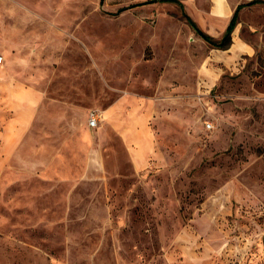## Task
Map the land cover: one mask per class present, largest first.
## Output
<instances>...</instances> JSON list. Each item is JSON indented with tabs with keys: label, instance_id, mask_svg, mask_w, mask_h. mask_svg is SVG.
I'll list each match as a JSON object with an SVG mask.
<instances>
[{
	"label": "rangeland",
	"instance_id": "374dc122",
	"mask_svg": "<svg viewBox=\"0 0 264 264\" xmlns=\"http://www.w3.org/2000/svg\"><path fill=\"white\" fill-rule=\"evenodd\" d=\"M151 1L0 0V264H264V5Z\"/></svg>",
	"mask_w": 264,
	"mask_h": 264
},
{
	"label": "crops",
	"instance_id": "0c3cea01",
	"mask_svg": "<svg viewBox=\"0 0 264 264\" xmlns=\"http://www.w3.org/2000/svg\"><path fill=\"white\" fill-rule=\"evenodd\" d=\"M181 1V0H180ZM251 0H248L246 2H241V1H238V2H234V3H229L227 0H216V4H215V10H216V19H218L220 22H227V26L230 22V19L231 17L233 16L236 8L238 7L239 4L241 3H247ZM182 2V1H181ZM182 4H184L182 2ZM225 5L227 7V9L229 10V14H228V18L225 19V20H221L219 18V15L222 13V5ZM257 4H262V3H257ZM255 5V4H253ZM184 6V5H183ZM248 6H251V5H248ZM248 6H245V7H248ZM243 7V8H245ZM242 8V9H243ZM241 9V10H242ZM240 10V11H241ZM240 13V12H239ZM189 15V14H188ZM190 16V15H189ZM192 18V17H191ZM193 19V18H192ZM194 20V19H193ZM195 21V20H194ZM197 24V23H196ZM198 25V24H197ZM199 26V25H198ZM226 26V28H227ZM201 28V27H200ZM226 28H225V31H226ZM202 29V28H201ZM203 30V29H202ZM234 31V30H233ZM206 33V32H205ZM225 33V32H224ZM208 34V33H207ZM210 35V34H209ZM212 36V35H211ZM213 37V36H212ZM23 93H24V89L22 90ZM115 118V117H114ZM114 122H118V120L115 118ZM121 127V126H120ZM129 127V130L126 129L124 131H121L120 133L123 134V136L125 137L124 139H126V141L128 143L133 142L136 143L138 142V145H139V150L137 151V155L138 156H141L144 158V155L147 154L149 152V150L151 149V145L153 143V140L151 139V133L148 131V129H146L143 125L139 124L138 122L134 123V124H131ZM122 129V127H121ZM120 129V130H121ZM128 130V132H127ZM127 132V133H126ZM142 158V159H143ZM138 162H140V160H138ZM137 162V163H138ZM138 165H141L140 163H138Z\"/></svg>",
	"mask_w": 264,
	"mask_h": 264
},
{
	"label": "trees",
	"instance_id": "16d2710c",
	"mask_svg": "<svg viewBox=\"0 0 264 264\" xmlns=\"http://www.w3.org/2000/svg\"><path fill=\"white\" fill-rule=\"evenodd\" d=\"M151 2H173V3H177L180 6V8L182 9L184 17H185L187 23L192 27V29L197 34H199L206 42H208L209 44L213 45L214 47H218V48H226L231 43V33L233 32V30L235 29V27L238 23L239 12L243 7L248 6V5L257 4V3H262L264 5V0H251L247 3L239 4L235 10L233 16L230 19V22L226 28L225 33H224V37L221 40H216L211 35L205 33L196 24V22L191 18V16H189L186 13V11L184 10V6L180 0H152Z\"/></svg>",
	"mask_w": 264,
	"mask_h": 264
},
{
	"label": "built area",
	"instance_id": "2783aa9c",
	"mask_svg": "<svg viewBox=\"0 0 264 264\" xmlns=\"http://www.w3.org/2000/svg\"><path fill=\"white\" fill-rule=\"evenodd\" d=\"M3 60V57L2 56H0V62ZM90 121H89V123H90V126H94V125H96V123H97V121H98V118H99V115L97 114V113H91L90 114ZM207 126L208 127H210V124H207Z\"/></svg>",
	"mask_w": 264,
	"mask_h": 264
}]
</instances>
